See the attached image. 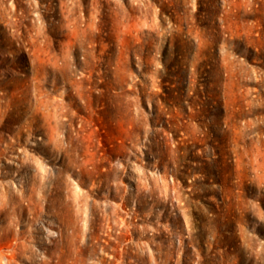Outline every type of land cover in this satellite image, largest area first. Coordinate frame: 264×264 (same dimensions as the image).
Here are the masks:
<instances>
[{"label":"rangeland","instance_id":"obj_1","mask_svg":"<svg viewBox=\"0 0 264 264\" xmlns=\"http://www.w3.org/2000/svg\"><path fill=\"white\" fill-rule=\"evenodd\" d=\"M0 264H264V0H0Z\"/></svg>","mask_w":264,"mask_h":264}]
</instances>
